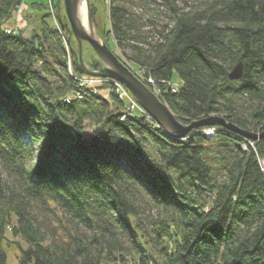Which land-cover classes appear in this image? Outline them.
<instances>
[{
	"label": "trees",
	"instance_id": "16d2710c",
	"mask_svg": "<svg viewBox=\"0 0 264 264\" xmlns=\"http://www.w3.org/2000/svg\"><path fill=\"white\" fill-rule=\"evenodd\" d=\"M56 1L0 0V264H264V136L177 139L79 86ZM107 1L101 37L180 122L264 132V0ZM22 4L28 37L6 31Z\"/></svg>",
	"mask_w": 264,
	"mask_h": 264
},
{
	"label": "water",
	"instance_id": "95a60500",
	"mask_svg": "<svg viewBox=\"0 0 264 264\" xmlns=\"http://www.w3.org/2000/svg\"><path fill=\"white\" fill-rule=\"evenodd\" d=\"M61 0H58L60 2ZM88 10V28L85 30L78 17V7L81 0H62L64 19L60 15V6L57 3L56 16L60 25L67 51L69 54V66L73 73L93 77H109L121 82L135 101L151 116L159 126L177 139L189 136L195 129L201 126L221 125L234 130L242 135L258 139L264 136V132H243L230 124H226L220 117H210L201 121H192L189 124L181 123L169 107L159 96L144 82H142L126 64H124L109 48L107 42L100 36L92 19L91 4L84 0ZM74 38L75 41L72 42ZM92 49L89 62L83 58V42ZM242 64H237L230 72L231 79L242 76Z\"/></svg>",
	"mask_w": 264,
	"mask_h": 264
},
{
	"label": "rangeland",
	"instance_id": "374dc122",
	"mask_svg": "<svg viewBox=\"0 0 264 264\" xmlns=\"http://www.w3.org/2000/svg\"><path fill=\"white\" fill-rule=\"evenodd\" d=\"M56 1V0H55ZM181 1H187V0H179V3H181ZM190 1V0H189ZM57 3H59V6H60V15L62 17V19L65 21L64 19V11H63V6H62V0L60 2H58V0L56 1ZM90 4L94 5L95 8H97V11H96V14H95V25H96V28H97V31L98 33L100 34V36L103 37V32H105L106 28H107V22H106V10H107V6L109 4V1L107 0H89ZM25 5L22 4L20 9L16 12V14H13L12 17L10 18V20H8L7 22V27L10 29V30H15V29H23V36L24 37H28L29 36V33H30V29L31 27L28 25H26V22L23 20V15L26 14V11H24L25 9ZM56 9H57V4H56V8L54 6H52L51 4H48V12L50 13V16L47 18V21L50 23L51 26H54V27H58L59 28V25H58V22H57V16H56ZM26 27V28H25ZM61 32V31H60ZM62 34V33H61ZM63 36V35H62ZM72 39V42L75 41L74 38H71ZM109 48L115 53L118 54L116 48H115V45H114V42L111 39H109L108 41H106ZM86 43V42H84ZM66 52H67V58L69 59V54H68V51H67V48H66ZM93 52H89L88 48L84 45V56L87 58L89 54H92ZM116 55V54H115ZM126 66L129 67V69L142 81L144 82L147 86L148 84L144 81V79L141 77V73L139 72V69L137 67H135L134 65H130V64H127ZM71 72V71H70ZM74 76L76 78H79V79H88V78H91L90 76H86V75H82V74H75L73 73ZM93 77V76H92ZM97 79L101 78V79H109L110 81H112V83H114V86H115V89L116 87L118 88V84L123 86V84L115 79H112V78H109V77H95ZM174 79L175 81H177V78L174 76ZM104 83V82H103ZM102 84V83H101ZM105 85H108L109 83H104ZM97 85H100V83H93L92 85H88L89 87L92 86V88L94 90H96L94 87H96ZM124 87V86H123ZM105 90H101V93L100 94L101 96H107V89L104 88ZM119 90L116 89V92H118ZM128 92V91H127ZM105 93V94H104ZM121 93V91H120ZM129 94V93H128ZM131 100L130 98H124V100L126 101V104L129 106V109H131L132 111H137V112H145L148 116H150L139 104L137 101H135L133 99V97L131 96ZM133 101L135 102V104L133 103ZM143 110V111H142ZM143 113V114H145ZM151 117V116H150ZM177 118V117H176ZM178 119V118H177ZM182 123V122H181ZM184 124V123H183ZM209 131H207L208 133L210 134H213L215 129L214 128H210L208 129ZM89 131V130H87ZM26 142L28 144H30L32 147H34V145L31 143V141L26 137ZM263 165V170H264V164ZM18 251L16 249H8V260H9V263L10 264H17V258H18Z\"/></svg>",
	"mask_w": 264,
	"mask_h": 264
},
{
	"label": "built area",
	"instance_id": "2783aa9c",
	"mask_svg": "<svg viewBox=\"0 0 264 264\" xmlns=\"http://www.w3.org/2000/svg\"><path fill=\"white\" fill-rule=\"evenodd\" d=\"M6 31L7 32H10L11 30L10 29H7ZM141 77L144 79V81L147 84H149L151 86V89L158 95L159 91L154 86L153 80L150 79V78H148V79L145 80V78L142 75H141ZM77 80H78L79 86H81V87L88 86V85H92L93 83L94 84L95 83H102L103 81L108 82V83H112V81H110L109 79L104 80V79H101V78L97 79L95 77H91V78H88V79H82V78L79 79V78H77ZM112 84L114 85V83H112ZM90 87H92V86H90ZM116 89L119 90L118 93L120 94V96H122L124 98H130V100L132 99L131 96L128 94L127 90L123 86H121V85L118 84V88L116 87ZM172 90H174V91L176 90L175 86L173 87ZM120 91H121V93H120ZM133 103L135 104L134 101H133ZM143 113H145V112H143ZM207 131H209V130H207ZM207 131H206V133L209 135L210 133H208ZM262 164H264V157L263 158H260V166H261L262 171L264 172V170L262 168L263 167Z\"/></svg>",
	"mask_w": 264,
	"mask_h": 264
},
{
	"label": "bare ground",
	"instance_id": "6f19581e",
	"mask_svg": "<svg viewBox=\"0 0 264 264\" xmlns=\"http://www.w3.org/2000/svg\"><path fill=\"white\" fill-rule=\"evenodd\" d=\"M78 17H79V20H80L82 27L85 30H89V28H88L89 27L88 26V10H87V7H86L84 0H81L80 5L78 7Z\"/></svg>",
	"mask_w": 264,
	"mask_h": 264
},
{
	"label": "flooded vegetation",
	"instance_id": "af4514ba",
	"mask_svg": "<svg viewBox=\"0 0 264 264\" xmlns=\"http://www.w3.org/2000/svg\"><path fill=\"white\" fill-rule=\"evenodd\" d=\"M90 56H91V55L89 54L87 58L85 57V61H86V62H87V61L89 62V60H90V59H89Z\"/></svg>",
	"mask_w": 264,
	"mask_h": 264
}]
</instances>
